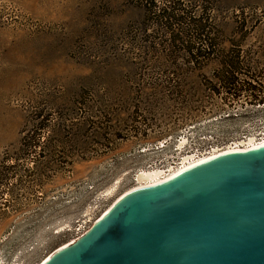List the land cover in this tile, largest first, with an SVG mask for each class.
<instances>
[{
    "label": "rangeland",
    "instance_id": "rangeland-1",
    "mask_svg": "<svg viewBox=\"0 0 264 264\" xmlns=\"http://www.w3.org/2000/svg\"><path fill=\"white\" fill-rule=\"evenodd\" d=\"M178 1L216 4L214 58L238 55V84L259 91L228 92L223 65L198 71L185 52L143 61L129 37L142 0H0V264H40L140 173L264 128V0Z\"/></svg>",
    "mask_w": 264,
    "mask_h": 264
},
{
    "label": "water",
    "instance_id": "water-1",
    "mask_svg": "<svg viewBox=\"0 0 264 264\" xmlns=\"http://www.w3.org/2000/svg\"><path fill=\"white\" fill-rule=\"evenodd\" d=\"M41 264H264V146L125 193Z\"/></svg>",
    "mask_w": 264,
    "mask_h": 264
},
{
    "label": "trees",
    "instance_id": "trees-1",
    "mask_svg": "<svg viewBox=\"0 0 264 264\" xmlns=\"http://www.w3.org/2000/svg\"><path fill=\"white\" fill-rule=\"evenodd\" d=\"M157 1L142 0V6L145 9L144 23L132 26L131 35H129L131 48L143 55V61H175L178 53L185 52L186 62L194 63L198 71L204 69L209 62L223 65L224 72L228 75H223L222 83L228 92L236 94L243 91L260 90V85L257 86L250 82L242 86L238 84L236 72L242 63L238 55L231 58H214L215 55L222 53L221 50L216 49L221 45L218 42L220 36L218 30L222 26L217 20L220 16L217 15L218 7L215 3L205 2V5L204 2L195 1L192 2L191 7H186L178 0H165L159 4L156 3ZM228 25L231 26L230 23ZM151 28L154 33L150 37L146 33ZM170 93L179 95L184 92L175 89ZM253 101L264 103L263 99L255 98ZM40 115L36 114L35 119H39ZM43 126L39 124L36 130H44ZM23 141L26 143L24 147L28 150L36 148V138L26 135ZM49 152V157H53L54 154Z\"/></svg>",
    "mask_w": 264,
    "mask_h": 264
},
{
    "label": "bare ground",
    "instance_id": "bare-ground-1",
    "mask_svg": "<svg viewBox=\"0 0 264 264\" xmlns=\"http://www.w3.org/2000/svg\"><path fill=\"white\" fill-rule=\"evenodd\" d=\"M183 144H184V141L181 142V146ZM262 146H264V133H263V135H262V137L260 139L248 138L246 140H242V141L237 142L236 144H232V145L228 146L222 152L212 153L211 155H208V156H200V157L197 156L196 157L195 154H187V155H184L181 158L182 159L181 162L175 168H173V170H171V171H165L164 172V171H161V170H151V171L143 172L142 174L140 173L139 175H141V176L139 177V180L142 183L139 186H136L134 188L129 189L128 191H126V193L127 192H130L132 190H136V189H140V188H148V187H152V186H155V185H158V184L165 183L168 180H170L171 178H173L174 176H176L178 173L182 172L183 170H185V169H187V168H189V167H191V166H193L195 164H198L199 162H202L204 160H207L208 158H211L213 156H216V155H219V154H222V153H226V152H233V151H237V150L238 151H240V150H245V151L246 150H250L251 151V150L260 148ZM108 210L104 211L96 219L95 223L101 218V216L103 217ZM89 228H91V227H89ZM88 229H86L81 234H79V236H81L83 233H85ZM78 237H76L75 239L71 240L70 242H73ZM70 242H68L66 244H69ZM66 244H64L63 246H65ZM61 247H59V248H61ZM59 248H57V249H59ZM45 259L42 262H44Z\"/></svg>",
    "mask_w": 264,
    "mask_h": 264
},
{
    "label": "built area",
    "instance_id": "built-area-1",
    "mask_svg": "<svg viewBox=\"0 0 264 264\" xmlns=\"http://www.w3.org/2000/svg\"><path fill=\"white\" fill-rule=\"evenodd\" d=\"M256 107H260V105H258ZM259 130H261V131H259ZM263 133H264V128H259L257 130L253 129L252 132H251V130L245 132V134H243V137H241L240 139L244 140L245 138H247L250 135L254 136L257 139H260L262 137ZM257 134H260V135H257ZM237 140H239V139H237ZM232 144H233V142H229V143L222 142V143L208 144V145H205L203 147L197 146L196 149L194 150V152H195L196 157L197 156H199V157L200 156H208V155H211L212 153L222 152L224 149H226L228 146H230Z\"/></svg>",
    "mask_w": 264,
    "mask_h": 264
}]
</instances>
